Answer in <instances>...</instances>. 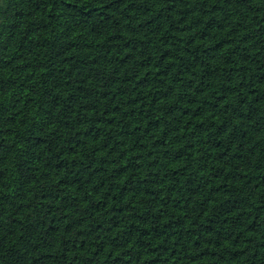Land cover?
Masks as SVG:
<instances>
[{"label": "trees", "instance_id": "16d2710c", "mask_svg": "<svg viewBox=\"0 0 264 264\" xmlns=\"http://www.w3.org/2000/svg\"><path fill=\"white\" fill-rule=\"evenodd\" d=\"M0 264H264V0H0Z\"/></svg>", "mask_w": 264, "mask_h": 264}]
</instances>
